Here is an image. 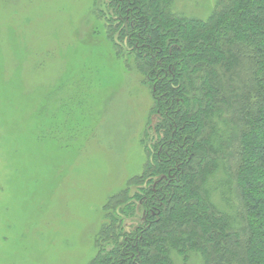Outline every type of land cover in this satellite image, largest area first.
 Here are the masks:
<instances>
[{"label":"rangeland","instance_id":"obj_1","mask_svg":"<svg viewBox=\"0 0 264 264\" xmlns=\"http://www.w3.org/2000/svg\"><path fill=\"white\" fill-rule=\"evenodd\" d=\"M106 1L0 0V264H95L109 201L146 186L158 113ZM173 1L207 18L217 0Z\"/></svg>","mask_w":264,"mask_h":264},{"label":"trees","instance_id":"obj_2","mask_svg":"<svg viewBox=\"0 0 264 264\" xmlns=\"http://www.w3.org/2000/svg\"><path fill=\"white\" fill-rule=\"evenodd\" d=\"M102 4L158 121L146 186L109 201L95 264H264V0H217L207 18L173 0Z\"/></svg>","mask_w":264,"mask_h":264}]
</instances>
